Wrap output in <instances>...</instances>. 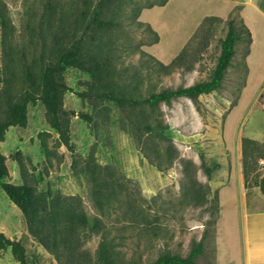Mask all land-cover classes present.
Here are the masks:
<instances>
[{"label": "rangeland", "instance_id": "374dc122", "mask_svg": "<svg viewBox=\"0 0 264 264\" xmlns=\"http://www.w3.org/2000/svg\"><path fill=\"white\" fill-rule=\"evenodd\" d=\"M3 1L8 6L13 22L15 47L24 50L36 43L41 48L46 36L50 39V31L58 29L63 20L67 30L73 29L78 24L75 12L80 6L77 2H82ZM124 1L126 5L122 11L126 14L131 10L130 4L137 2L146 5L149 1L158 0ZM205 1L171 0L165 6L144 8L140 19L153 26L160 35L159 41H155L147 27L128 22L112 30L101 31L100 34L105 37H98L101 38L98 40L95 37L96 25L90 21L91 16L82 24L81 32L87 31L86 39L90 42L91 53L103 56L109 66L115 67L118 75L116 79L122 84L140 82L145 97L164 87L189 85L210 78L221 51L220 40L228 30L226 20L230 17L224 18V22L216 21L207 39L200 34L188 48L184 67L174 68L170 74H163L164 70L152 71L139 53L142 48L169 63L181 52L196 30L197 18L191 12L201 13L205 8L209 9ZM235 14L240 16L239 10ZM125 18L128 20L127 16ZM32 20L43 28L40 33H36V37L31 33L33 29L29 22ZM70 36L66 35L61 42L73 40ZM205 41L209 42L207 47L203 46ZM236 48L237 55L219 89L201 94L196 99L184 96L170 103L163 102L156 111L148 105L135 108L120 106L100 96L103 89L97 77L80 68H69L63 77L73 89L64 93L62 108L76 114L65 113L62 123L67 129L70 144H59L60 132L50 126L45 105L41 101L30 103L27 126H11L1 143V151L6 156L10 170V176L5 180L23 183L18 162V159H22L28 173L38 180L35 189L39 194L48 200L59 193L80 195L93 222L99 212L91 193V175L85 169L86 162L93 155L100 164L112 165L115 178L121 179L123 183L125 177L134 180L129 186L139 197L146 198L148 202L143 200L145 208L150 205L155 210H170L166 213L160 211V224L164 223V227H168L165 239L155 238L152 231L143 234L140 252L145 262L155 259L165 249L166 241H169L168 248L172 252L187 255L196 242L202 240L205 250L198 264H217L218 250L223 262H236L237 250L234 246L240 244L238 240L243 232L245 214L264 211V193L258 185L264 177V78L250 73V87L240 101L247 82L246 45L238 43ZM0 63H6L1 29ZM3 86L0 84V92ZM82 112L88 114L90 119H84ZM3 115L0 111V117ZM162 119L168 127L166 133L172 140L174 151L171 165L167 157L163 158L164 164H169L165 170L160 169L141 150L139 133L132 124L134 120L158 122ZM42 131L51 132L49 145L54 150L51 159L41 148L39 133ZM243 137L259 141L258 144L247 145L245 158L243 149L239 147ZM161 145L165 148L163 143ZM156 146L160 147L154 144L151 149L154 159L157 156ZM188 162L193 165L190 166L189 174H186ZM203 162L210 167L216 162L220 167L213 170L209 177ZM244 167L247 170V177H244L247 185L240 187L238 181L232 180L226 186L232 176L235 179ZM193 177L201 183L197 187L202 203L197 205L183 202L184 186L194 185L188 183V179ZM221 185L226 187L221 189L220 198L217 188ZM207 186L209 195L205 201L203 195ZM139 188L141 193L138 192ZM217 194L218 213L214 207ZM154 198L157 200L154 201ZM25 227L28 229L21 208L0 184V231L5 232L3 229H6L12 234L21 231L18 240L26 247L27 264L57 263L54 254L32 233V237L22 233ZM99 241L100 236L89 230L85 247L90 255L95 256ZM0 264H20L11 247L0 248Z\"/></svg>", "mask_w": 264, "mask_h": 264}, {"label": "trees", "instance_id": "16d2710c", "mask_svg": "<svg viewBox=\"0 0 264 264\" xmlns=\"http://www.w3.org/2000/svg\"><path fill=\"white\" fill-rule=\"evenodd\" d=\"M167 2L168 0L149 1L146 5L135 2L130 4L132 5L130 12L125 14L122 11L126 5L124 0H82L81 3L78 1L77 4L80 8L75 12L78 24L73 29L67 30L63 20L58 29L50 31L52 34L50 39L46 36L41 48L36 43L24 50L15 47L14 26L9 9L7 4L0 0V29L6 58L4 65L0 63V84H4L3 90L0 92V111L4 114L0 117V184L11 200L21 208L29 232L54 254L57 263L49 264H198L200 256L204 253L203 240L196 242L187 255L172 252L168 248L169 241H166L165 249L155 259L145 262L144 256L140 252L143 234L152 231L155 238L165 239L166 233H168V227H164V223L160 224V211L162 210H155L150 205L145 208L143 200L146 202V198L139 197V194L129 186V183L134 180L125 177L123 183L121 179L115 178L112 165L100 164L93 155L86 162L85 168L91 175V193L99 212L93 222L88 216L84 200L80 195L59 193L48 200L47 197L39 194L35 189L38 180L34 176L32 178L28 173L22 159H18V162L23 183L15 184L5 180L10 176V170L6 156L1 151V143L5 140L6 133L11 126H27L30 103L41 101L45 105L46 118L50 126L60 132L59 144H70V137L67 129L63 126L62 116L65 113L73 115L76 113L66 112L62 108V104L64 93L73 89L64 81L63 77V73L71 67L80 68L97 77L100 87L103 89V92L99 93L100 96L113 100L120 106L135 108L148 105L154 111L163 102L170 103L172 100L184 96L196 99L201 94L211 93L222 86L226 73L237 55L236 45L245 43L247 57L253 40L250 28L240 16L235 14L238 9L226 20L228 30L225 37L220 40L221 51L213 73L207 80L195 81L189 85L178 87H164L143 97L140 82L122 84L116 79L118 75L115 67L109 66L103 56L91 53L90 42L86 39L87 31L81 32L82 24L89 16H91V23L96 25L95 37L98 40L105 37L100 34L101 31L112 30L115 26H121L122 23L128 22L147 27L155 37V41H159V33L149 22L141 20L140 16L144 8L164 5ZM72 10L73 7L69 12L70 15ZM92 11L93 13H91ZM216 21L224 22V19L216 15L204 17L181 52L169 63H165L142 48L139 53L145 63L151 66L152 71L161 72L164 70L163 74H170L172 69L184 67V59L189 46L200 34L206 39L210 37L212 25ZM29 23L33 29L32 36L36 37V33H40L43 28L33 20ZM70 33L73 40L61 42L62 38L66 35L70 36ZM208 45L209 42L205 41L203 46L207 47ZM245 71L247 74V63ZM81 116L86 120L90 119V116L84 112L81 113ZM132 124L139 133L141 150L146 156L156 162V165L162 170L169 167V164H164L163 158L167 157L171 165L174 151L172 140L166 133L168 127L164 120L158 122L134 120ZM50 136L51 132L49 131L39 133L41 148L48 159H51L54 154V150L49 145ZM242 141L245 158L247 145L258 144L259 141L248 137H243ZM161 143L165 145L163 146L165 148H162ZM154 144L160 145V147L156 146L157 156L155 159L151 151ZM191 165L193 164L190 162L186 164V174H189ZM203 165L209 177L212 176L213 170L220 167L216 162L213 167L207 166L205 162ZM244 173L247 177V170ZM190 182L194 185L184 186L183 202L189 205L201 204L202 198H200L197 187L201 186V183L194 177L188 179V183ZM258 185L264 193V177L261 178ZM208 189L207 186L203 195L205 201L208 200ZM138 192H140V188ZM153 200L155 201L157 198ZM214 207L218 213V194ZM168 211L170 210L167 209L162 213ZM216 220L217 216L214 218V223ZM89 230L95 231L100 236L95 256L90 255L89 250L85 247ZM8 247L12 248L15 258L20 264H27L24 243L18 239H12L5 232L0 231V248Z\"/></svg>", "mask_w": 264, "mask_h": 264}, {"label": "crops", "instance_id": "0c3cea01", "mask_svg": "<svg viewBox=\"0 0 264 264\" xmlns=\"http://www.w3.org/2000/svg\"><path fill=\"white\" fill-rule=\"evenodd\" d=\"M170 1L171 0H168L167 3ZM204 3L209 6V9L205 8L201 13L191 12L197 18L195 21L198 22L195 25L196 29L204 17L208 15H216L224 19L230 17V15L238 9L241 18L252 32L253 40L250 45L249 54L246 57L248 65L247 82L241 92V101L244 93H246L250 87L248 81L250 73L253 72L259 75L260 78H264V0H206ZM166 4L157 6H165ZM239 147L241 150L243 149L242 140ZM244 177L245 174L243 169L240 170L235 179L232 176L231 180L225 185L227 186L232 180H235V182L238 181V183H240V187H243V185L246 186ZM225 185L218 186L217 188L220 198L222 193L221 189ZM3 230L6 232V229ZM6 233L10 238L19 239L21 231L17 234H12L10 231ZM22 233H28L29 237H32L26 227ZM239 238L238 242H240V244L234 246L237 250L236 262H223L218 250L217 264H264V211L256 210L253 213L245 214L243 232Z\"/></svg>", "mask_w": 264, "mask_h": 264}]
</instances>
